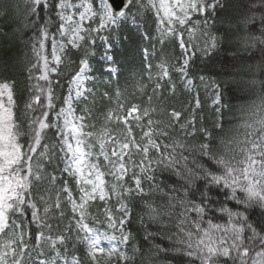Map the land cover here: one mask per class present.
Wrapping results in <instances>:
<instances>
[{
  "label": "snow or ice",
  "instance_id": "6c2138e0",
  "mask_svg": "<svg viewBox=\"0 0 264 264\" xmlns=\"http://www.w3.org/2000/svg\"><path fill=\"white\" fill-rule=\"evenodd\" d=\"M30 5L28 26L37 34L32 45L36 59L27 72L34 83L29 85L23 120L17 115L15 81L0 80V264H128L133 238L130 201L157 191L166 202L156 206L142 201L139 223L145 239L163 234L162 241L179 254L180 264H221V258L223 264H264V98L233 135L224 134L222 119L212 130L197 129L198 93L183 122L182 111L163 106L159 81L167 80L168 93L174 96L175 72L185 89L193 91L190 69L196 53L209 56L218 47L217 37L206 29L209 14L224 8L220 0H30ZM145 11L151 12L161 46L172 39L181 52L169 64L161 49L153 88L159 106L149 96L147 105L125 108L117 89L116 107L101 114V126L86 123L91 110L85 106L78 114L75 105L93 94L85 83L94 81L88 73L95 37L121 21L135 23ZM259 11L264 37V0ZM100 39L107 41V36ZM73 53L77 60L71 59ZM144 54L151 53L145 49ZM260 55L264 57V47ZM152 67L148 64L149 72ZM260 73L264 77V67ZM60 78L66 81L63 96L55 91L61 87ZM212 88L219 114L220 85L213 82ZM102 95L111 99L107 92ZM114 124L120 127H111ZM172 130L178 135H170ZM47 131L53 133L51 145L43 142ZM24 135L26 144L21 142ZM54 160L63 166L54 165ZM46 166L58 168V174L47 172ZM256 208L261 218L253 224L247 213ZM150 226L155 232H147ZM172 227L171 235L164 234ZM70 234L75 235L73 247L85 245V257L74 252L68 256ZM155 248L169 251L163 244Z\"/></svg>",
  "mask_w": 264,
  "mask_h": 264
},
{
  "label": "trees",
  "instance_id": "16d2710c",
  "mask_svg": "<svg viewBox=\"0 0 264 264\" xmlns=\"http://www.w3.org/2000/svg\"><path fill=\"white\" fill-rule=\"evenodd\" d=\"M224 8L217 7L216 15L209 14V25L213 35L217 37L218 47L211 52L209 56H202L200 52L196 53L192 61L190 73L194 79L196 89L187 95L179 85L177 73L172 72V81L175 84V95H169L168 89L170 85L167 80L159 81L163 87L161 92L164 96V107H175L182 111L185 119L187 111L193 107L194 98L199 94L200 107L195 110L196 127L207 128L212 130L217 120V116L210 114L209 102L205 98L202 90V84L197 75H204L209 82H215L220 85L221 93V113L218 119L225 122L226 135H233L236 132V126L242 119H249V114L258 110L261 100L264 98V86L261 80L260 69L264 67V57L260 55L261 44L260 17L262 13L259 11L261 0H221ZM30 0H0V80H14L15 92L17 100V115L23 120L24 104L29 98V85L34 81H29L27 72L31 64L35 61V55L32 45L35 42L36 31L33 27L28 26L30 16ZM43 15H47L45 11ZM38 20V17H37ZM253 22L255 27H253ZM100 36H107V41L100 39ZM98 36L96 44L89 50L94 52L90 56V65L92 71L89 76L94 77V81L89 80L86 84L87 88L93 89V94H89L87 99H81L77 107L79 114L80 109L87 106L91 110V116L86 123H94L97 128L101 126L103 117L102 113L109 108L116 107L115 91L119 89L120 100L124 103L125 108L132 104L145 106L148 103V97L152 96V103L159 106L156 94L153 88L157 81L158 69L156 65L160 63L163 48V58L169 64L175 63L180 57L181 52L174 43L166 41L163 46L159 43L156 25L150 11L142 13L135 23L131 20L123 21L120 26L113 28L111 31ZM106 48H109L107 50ZM147 49L150 55L147 57L144 50ZM161 53V55L158 54ZM112 59V65L107 62L106 56ZM72 60L78 59V54L71 55ZM148 64H152L151 76L149 79ZM72 68L76 65L72 64ZM115 68L114 73H110V69ZM65 71L67 69H64ZM55 78V77H53ZM42 85L44 82H40ZM65 79L60 78L61 87L56 88V95H64ZM107 92L111 99L104 98L103 93ZM45 99L41 97V103H45ZM59 105V101H56ZM188 109V110H187ZM38 114L33 113V115ZM163 117L155 116L154 119ZM113 128L119 125H111ZM22 131L27 133V128ZM170 135L177 136L178 130H172ZM218 135L214 133V136ZM199 137L190 138L195 141ZM26 143L28 136L21 137ZM51 145L54 142L53 133L47 131V138L43 141ZM60 155V153H57ZM138 159V157H137ZM54 165L62 167L60 160H54ZM47 172L54 170L58 174V168L46 166ZM68 179V177H64ZM145 190H148L147 182L144 183ZM151 200L156 206H161L166 202V198L160 192L151 193L145 197H134L130 201L132 209V221L129 225L133 238L129 241L128 252L132 259L128 264H180L181 257L179 254L171 250V246L167 241H162L161 235L150 236L147 239L146 230L139 223V218L144 214L142 201ZM231 207V204H229ZM239 210L243 211V208ZM95 211V209H93ZM250 222L256 224L260 221L261 212L258 208L249 209L248 213ZM220 215L219 213L217 214ZM218 223H225L226 220H217ZM145 225L149 224L147 216L144 220ZM175 224V221H172ZM175 231L172 227L171 231H166L167 235H171ZM147 232H155V227L150 226ZM69 241L68 256L71 257L73 252L80 257H85L86 247L83 243L75 242V235ZM163 244L168 248V252H157L155 245ZM136 251H133V247ZM47 251V248H45ZM63 252V248L61 249ZM35 256V253H33ZM48 255H51L49 252ZM184 261L188 258L184 257ZM221 258V264H223ZM229 264H233L229 261Z\"/></svg>",
  "mask_w": 264,
  "mask_h": 264
},
{
  "label": "rangeland",
  "instance_id": "374dc122",
  "mask_svg": "<svg viewBox=\"0 0 264 264\" xmlns=\"http://www.w3.org/2000/svg\"><path fill=\"white\" fill-rule=\"evenodd\" d=\"M220 2H221V0H220ZM121 22H123V21H121ZM85 26H87V23H86V25ZM119 26H120V24H119ZM119 26H113V28H117V27H119ZM201 27L203 28V25H201ZM112 28V29H113ZM111 29V30H112ZM110 30V31H111ZM206 31L209 33V35H213L212 34V32H211V30H210V25H208V27H207V29H206ZM107 32H109V31H105V32H102V33H100L98 36H100V35H103V34H105V33H107ZM98 36H96L95 38H97ZM203 37H201V42L203 41ZM169 42H172V43H174L176 46H178L177 45V43L175 42V40H172V39H169L168 40ZM107 50H109V48H106ZM158 54L159 55H161V53L160 52H158ZM106 59H107V62L109 63V64H111L112 65V59H111V57L110 56H106ZM112 68V67H111ZM178 75V74H177ZM178 78H179V85L182 87V89H183V91L185 92V93H187V95L188 96H190L191 95V93L194 91H188V90H186L185 89V86H184V84L182 83V81H181V79H180V77H179V75H178ZM87 82L88 81H86V83H85V87H86V84H87ZM212 84H213V82H209V81H205V82H203V84H202V90H203V93L205 94V98H206V100L209 102V108H210V114L212 115V117L213 116H217V118H215V120H218V116H219V114L221 113V108H220V112H219V114L217 113V105H214L213 104V97H214V95H215V90L212 88ZM207 85V86H206ZM196 89V88H195ZM220 104H221V102H220ZM195 106V98H194V103H193V107ZM193 107L190 109V111H187L188 113H190L191 111H192V109H193ZM196 109H198V108H195V110ZM188 110V109H187ZM187 115L188 114H186V116L185 117H187ZM184 121V120H183ZM21 142L22 143H24L23 141H22V139H21ZM27 143V142H26ZM25 143V144H26ZM101 163H103V161H101ZM45 248H47V246L45 245L44 246ZM71 258V257H70ZM58 264H59V262H58Z\"/></svg>",
  "mask_w": 264,
  "mask_h": 264
}]
</instances>
